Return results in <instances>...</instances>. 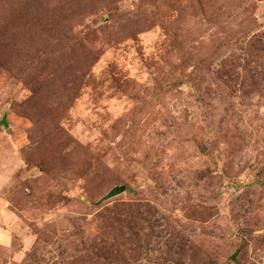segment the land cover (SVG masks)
<instances>
[{
    "label": "rangeland",
    "instance_id": "1",
    "mask_svg": "<svg viewBox=\"0 0 264 264\" xmlns=\"http://www.w3.org/2000/svg\"><path fill=\"white\" fill-rule=\"evenodd\" d=\"M0 264H264V0H0Z\"/></svg>",
    "mask_w": 264,
    "mask_h": 264
},
{
    "label": "water",
    "instance_id": "2",
    "mask_svg": "<svg viewBox=\"0 0 264 264\" xmlns=\"http://www.w3.org/2000/svg\"><path fill=\"white\" fill-rule=\"evenodd\" d=\"M3 121H1V123H2ZM125 190V185H115V186H113V187H111L106 193H105V195H103L99 200H98V202H101V201H103V200H105V199H108V198H110V197H112V196H114V195H116V194H118V193H121L122 191H124Z\"/></svg>",
    "mask_w": 264,
    "mask_h": 264
}]
</instances>
